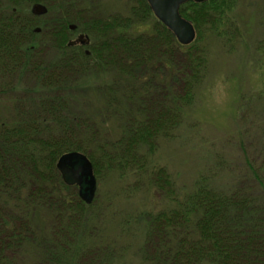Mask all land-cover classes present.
I'll return each instance as SVG.
<instances>
[{
    "label": "trees",
    "instance_id": "obj_1",
    "mask_svg": "<svg viewBox=\"0 0 264 264\" xmlns=\"http://www.w3.org/2000/svg\"><path fill=\"white\" fill-rule=\"evenodd\" d=\"M100 1L0 0V264H264V95L234 120L236 158L191 188L153 160L187 122L212 50L236 53L249 27L264 85V0L182 5L195 31L187 46L145 0L108 15ZM35 3L45 15L29 11ZM72 33L88 37V54L69 46ZM73 151L97 184L116 186L90 205L56 170ZM134 192L160 203L139 197L127 212Z\"/></svg>",
    "mask_w": 264,
    "mask_h": 264
},
{
    "label": "rangeland",
    "instance_id": "obj_2",
    "mask_svg": "<svg viewBox=\"0 0 264 264\" xmlns=\"http://www.w3.org/2000/svg\"><path fill=\"white\" fill-rule=\"evenodd\" d=\"M127 3L128 0H101L102 9L99 12H102V15H108L118 10L124 12L123 9L126 8ZM33 5L29 7L30 12ZM246 10L247 7L244 6L241 17H246ZM239 22L241 26L246 25L245 19L240 18ZM249 22L247 21V24ZM36 30H39L38 33H40L39 28ZM255 31L252 27L247 29V35H243L245 42L232 55H226L217 48L212 50L210 72L197 103L189 111L187 122L180 130H177L173 140L161 142L155 152L153 160L168 170L178 189L191 188L193 181L198 176L204 175L213 162L222 158L229 159L237 153V143H235L234 137L230 136L231 132L236 131L233 130L237 125L234 120L238 114L248 111L255 105L254 99L258 94L264 95V85L259 80L257 70L258 57L251 47ZM84 36L89 42L88 37ZM76 39L77 33H72L70 41ZM81 45L78 48L88 54V45ZM241 96L244 97L242 103L239 101ZM4 99H9V97ZM256 104L260 106L261 102L257 101ZM240 105H242L241 109H239ZM259 106L255 105V108H259ZM97 113L99 112L97 111ZM98 115L107 116L103 113ZM257 115L263 117L264 113L258 109ZM111 122L106 118L107 125ZM115 187L113 179H106L97 184L96 192L106 194L108 190H113ZM139 197L146 207L153 208L160 203L158 198H151V200L147 197L141 198L140 193H137L129 197L130 201L125 202L127 206H122L129 212L127 207H131V204L132 207L137 205L135 202ZM108 226L110 228L115 226L114 218L108 222ZM126 260H131V253L127 255Z\"/></svg>",
    "mask_w": 264,
    "mask_h": 264
},
{
    "label": "water",
    "instance_id": "obj_3",
    "mask_svg": "<svg viewBox=\"0 0 264 264\" xmlns=\"http://www.w3.org/2000/svg\"><path fill=\"white\" fill-rule=\"evenodd\" d=\"M145 1L156 20L173 34L180 45L187 46L194 41V28L191 23L180 16L179 9L182 5L190 2L199 4L208 0ZM31 13L35 16H42L46 13V9L44 6L36 4L32 7ZM69 29L72 30L73 27L70 26ZM35 31L38 33L39 30ZM75 42L83 45H88L89 43L84 35H79ZM56 170L66 186L77 188L78 198L84 204L90 205L93 202L97 190V182L93 174L92 165L86 156L74 151L65 153L58 158Z\"/></svg>",
    "mask_w": 264,
    "mask_h": 264
},
{
    "label": "flooded vegetation",
    "instance_id": "obj_4",
    "mask_svg": "<svg viewBox=\"0 0 264 264\" xmlns=\"http://www.w3.org/2000/svg\"><path fill=\"white\" fill-rule=\"evenodd\" d=\"M69 28H70V26H69ZM71 30V29H70ZM72 32H74L75 31V27H73V29L71 30ZM79 34H77V36H78ZM72 41H70L69 43H71ZM69 46H72V47H81V46H79V42H73L72 44H70Z\"/></svg>",
    "mask_w": 264,
    "mask_h": 264
}]
</instances>
